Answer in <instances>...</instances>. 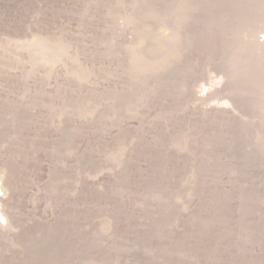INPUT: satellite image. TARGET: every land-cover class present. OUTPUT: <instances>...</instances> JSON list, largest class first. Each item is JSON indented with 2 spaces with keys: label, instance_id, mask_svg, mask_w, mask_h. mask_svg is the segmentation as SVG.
I'll return each instance as SVG.
<instances>
[{
  "label": "rangeland",
  "instance_id": "1",
  "mask_svg": "<svg viewBox=\"0 0 264 264\" xmlns=\"http://www.w3.org/2000/svg\"><path fill=\"white\" fill-rule=\"evenodd\" d=\"M261 38L264 0H0V264H264Z\"/></svg>",
  "mask_w": 264,
  "mask_h": 264
},
{
  "label": "bare ground",
  "instance_id": "2",
  "mask_svg": "<svg viewBox=\"0 0 264 264\" xmlns=\"http://www.w3.org/2000/svg\"><path fill=\"white\" fill-rule=\"evenodd\" d=\"M261 44L264 46V38H261ZM54 63H58V60H56V59H54ZM53 65V64H52ZM51 66V65H50ZM61 67V66H60ZM60 67H58V70L60 69ZM46 68H48V67H46ZM55 68V67H54ZM53 68V69H54ZM202 97L203 96H197V98L199 99V100H201L202 99ZM216 107H214V106H211V109H207L206 111L207 112H210V111H212V110H216L215 109ZM217 111H219V110H217ZM230 112V111H229ZM7 199H5V196H3V194H1V192H0V231H2V232H8V231H10V229H9V225H8V222H7V220L5 219V217H4V215H3V211H4V209H5V201H6Z\"/></svg>",
  "mask_w": 264,
  "mask_h": 264
}]
</instances>
